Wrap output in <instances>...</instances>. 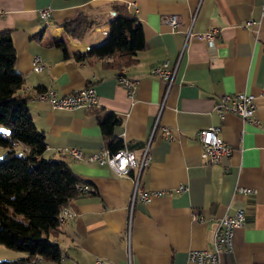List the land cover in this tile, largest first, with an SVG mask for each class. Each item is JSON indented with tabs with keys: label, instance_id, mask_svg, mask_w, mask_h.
<instances>
[{
	"label": "crops",
	"instance_id": "obj_1",
	"mask_svg": "<svg viewBox=\"0 0 264 264\" xmlns=\"http://www.w3.org/2000/svg\"><path fill=\"white\" fill-rule=\"evenodd\" d=\"M119 2L135 13L145 34L137 60L123 66L106 62L119 57L118 51L106 57L89 54L107 37ZM262 4L263 0H0V30L11 29L16 68L25 78L19 92L28 97L37 128L46 133L43 155L65 157L95 187L69 201L74 214L53 233L63 249V264H200L189 260L188 251L212 246L218 219L238 208L246 211L244 223L235 228L234 247L222 254L221 264H264V23L245 25L247 19H260ZM45 6L51 7L48 19L38 14ZM80 14L86 15L83 24L91 25L77 35L66 29L65 21ZM174 14L175 26L170 21ZM214 26L220 28L215 43L197 35L189 39L167 92L165 80L153 67L178 60L190 27L206 31ZM36 55L43 58L41 70L33 67ZM122 67L140 79L134 97L118 79ZM89 84L98 92L97 105L59 108L36 95L41 88L53 87L63 94ZM243 90L256 94L257 123L215 108L221 94ZM108 111L121 118L113 127L114 135L123 138L121 147L140 156L150 141L151 157L141 183L164 190L149 201L136 202L130 241L132 178L109 163L76 158L69 151L78 146L86 155L108 145L99 122V115ZM209 125H219L221 136L233 146L222 161L208 162L201 155L198 130ZM164 126L172 128V138L164 136ZM6 149L0 145V157ZM182 183L188 188L178 189ZM195 212L200 218H194ZM25 256L23 252L19 257Z\"/></svg>",
	"mask_w": 264,
	"mask_h": 264
},
{
	"label": "trees",
	"instance_id": "obj_2",
	"mask_svg": "<svg viewBox=\"0 0 264 264\" xmlns=\"http://www.w3.org/2000/svg\"><path fill=\"white\" fill-rule=\"evenodd\" d=\"M84 14L65 21L73 34L82 35L91 22L84 23ZM64 46V41H58ZM145 46L143 26L125 2H119L110 20L109 33L89 54L103 57L120 52L119 57L107 60L111 65H129L138 58ZM84 57V54H79ZM17 50L10 28L0 30V145L6 151L0 157V242L27 253L25 257L0 259V264H21L41 254V262L62 263L63 249L54 239L61 222L63 206L84 191L79 183L86 182L63 157L43 155L47 146L44 130L38 129L28 105V97L19 90L25 82L16 68ZM124 68V67H123ZM121 121L115 112L99 115L108 146L117 150L123 138L114 135L113 127ZM23 147L24 152L19 153ZM28 262V264H41Z\"/></svg>",
	"mask_w": 264,
	"mask_h": 264
},
{
	"label": "built area",
	"instance_id": "obj_3",
	"mask_svg": "<svg viewBox=\"0 0 264 264\" xmlns=\"http://www.w3.org/2000/svg\"><path fill=\"white\" fill-rule=\"evenodd\" d=\"M4 10L0 9V13ZM38 14L43 19H48L51 15V7L45 6L38 9ZM171 23L175 26L178 23V18L174 14L170 17ZM260 23H264V0L262 4V12L259 20L250 18L247 19L245 25L255 26ZM199 36L208 39L213 44L220 36V28L214 26L206 31H195L190 27L186 31L185 44L179 54V58L175 63H170L168 60H164L161 63L153 67V71L158 73L166 82V91L168 92L172 85L175 83L177 68L180 58L183 54L184 47L187 45L189 39L192 36ZM33 67L36 70H41L44 67L43 58L41 55H36L33 59ZM120 82L126 86L128 93L131 97L135 96L140 79L138 77L129 76L125 73L122 67L118 74ZM37 97L43 100H48L55 107L59 108H71L76 106H93L98 103V92L91 84L77 88L72 92L60 94L53 87L41 88L36 93ZM215 108L219 113L225 111H234L240 114L243 119L250 120L257 123L259 118L257 116V101L256 94L246 90L225 92L221 94L220 99L216 102ZM158 125V119L155 122V128ZM162 132L165 137L172 138L174 132L170 127H162ZM200 143L202 146L201 155L208 162L222 161L225 157H229L233 152V146L227 142L220 134L219 125H209L202 127L198 130ZM150 141L144 149L142 155L137 156L136 153L127 148L121 147L113 151L108 145L101 146L97 150L84 154L81 148L78 146H72L69 151L76 158H86L89 161H99L101 163H109L118 173L127 175L132 178L133 191L131 194L129 205V224L127 240L131 239V227L133 219V211L135 204L138 200L149 201L157 195L164 193L163 189H149L145 188L141 183V175L143 168L148 164L150 153ZM19 153L24 152V148H19ZM79 188L83 191L95 190V187L90 182L79 183ZM188 185L182 183L178 186V189H187ZM241 190L255 191L251 187H242ZM67 214L72 216L74 211L69 204L66 206ZM246 211L244 208H238L233 213H226L218 219L217 230L214 235L213 244L207 248H192L188 251V258L193 262L200 264H221L222 254L227 250H232L234 247V232L237 226L244 223ZM194 218H200L198 213H194ZM62 222V218H59ZM28 262H41V254L37 255L32 261H24L21 264H28Z\"/></svg>",
	"mask_w": 264,
	"mask_h": 264
},
{
	"label": "rangeland",
	"instance_id": "obj_4",
	"mask_svg": "<svg viewBox=\"0 0 264 264\" xmlns=\"http://www.w3.org/2000/svg\"><path fill=\"white\" fill-rule=\"evenodd\" d=\"M2 126L6 127L3 124ZM23 252L22 250L9 248L0 242V259H15L22 255Z\"/></svg>",
	"mask_w": 264,
	"mask_h": 264
},
{
	"label": "bare ground",
	"instance_id": "obj_5",
	"mask_svg": "<svg viewBox=\"0 0 264 264\" xmlns=\"http://www.w3.org/2000/svg\"><path fill=\"white\" fill-rule=\"evenodd\" d=\"M67 205L63 206L60 210V213L58 215L59 218H62V222H64L66 219H68L69 217H71L69 214H67Z\"/></svg>",
	"mask_w": 264,
	"mask_h": 264
}]
</instances>
